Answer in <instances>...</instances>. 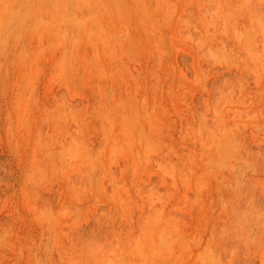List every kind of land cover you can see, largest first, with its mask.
Listing matches in <instances>:
<instances>
[{
  "label": "rangeland",
  "instance_id": "374dc122",
  "mask_svg": "<svg viewBox=\"0 0 264 264\" xmlns=\"http://www.w3.org/2000/svg\"><path fill=\"white\" fill-rule=\"evenodd\" d=\"M0 264H264V0H0Z\"/></svg>",
  "mask_w": 264,
  "mask_h": 264
}]
</instances>
